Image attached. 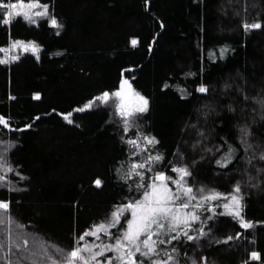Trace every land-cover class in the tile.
<instances>
[{
  "label": "trees",
  "instance_id": "16d2710c",
  "mask_svg": "<svg viewBox=\"0 0 264 264\" xmlns=\"http://www.w3.org/2000/svg\"><path fill=\"white\" fill-rule=\"evenodd\" d=\"M43 2L49 3L62 29L49 25L48 18H41L39 26L21 15L10 27L0 22L3 49L12 39L41 45L39 58L25 52L18 60L0 63V114L16 126L10 130L0 125V139L5 141L0 152L7 148L16 166L8 174L10 181H0V199L11 201L16 219L41 239L68 248L78 233L109 215L114 203L129 194L114 171L128 156L122 125L106 106L80 111L102 91L114 92L127 77L148 97L149 110L140 123L158 137L157 147L167 154V170L171 173L167 161L174 160L172 154L179 148L197 184L227 193L241 180L246 218L264 222V173L257 171L264 161L257 158L249 164L239 140L240 125H246L248 141L264 145V108L251 99L264 96V27H243L264 23V0ZM3 11L0 7V14ZM134 37L136 45L131 43ZM189 72L195 75L186 78ZM226 81L231 85L227 89ZM200 82L208 84L209 93L196 91ZM180 87L191 95L182 96ZM62 112H71L73 122ZM197 120L206 129L203 138L197 129L186 127ZM26 123L32 127L20 130ZM224 137L239 148L240 158L228 170L215 164L219 152L204 151ZM197 139L202 143L193 148ZM97 177L104 181L102 186L93 183ZM223 213L219 207L209 221L213 239L184 238L181 252L207 256L208 264H264V223L243 230ZM8 227L15 231V225H0V238ZM237 231L244 235L224 242ZM253 251L260 253L259 259L251 257Z\"/></svg>",
  "mask_w": 264,
  "mask_h": 264
},
{
  "label": "snow or ice",
  "instance_id": "6c2138e0",
  "mask_svg": "<svg viewBox=\"0 0 264 264\" xmlns=\"http://www.w3.org/2000/svg\"><path fill=\"white\" fill-rule=\"evenodd\" d=\"M24 5L25 0H13L11 3L0 0V7L4 9L0 14V22L10 27L13 23V11L9 9H16L17 16L22 15L31 24L39 26L41 18H48L49 25L56 29L63 28L58 17L50 10L49 3L29 0L26 8L23 7ZM37 6L40 11H31ZM243 27L246 30L259 29L264 27V23L260 21L244 23ZM137 42L138 39L135 37L131 41L133 45ZM3 47L0 46V50H3ZM9 47H22L24 52L31 51L39 58L41 45L35 41L12 39ZM227 47V45L222 46L219 55L223 56ZM215 55L213 53V56ZM13 59L18 60L19 56ZM2 62L5 61L0 60V63ZM184 75L187 78L195 73L189 72ZM164 87H169L168 83H165ZM224 87L227 89L231 85L226 81ZM195 89L202 94L209 93V86L204 82L195 84ZM179 91L182 96L191 95L186 87H180ZM33 95L35 98L40 97L39 92ZM113 95L117 98L115 107L121 118L118 121L122 125L121 141L129 146L127 160L115 167L114 171L117 180L123 182L129 194L121 202L114 203L109 215L78 233L72 246L68 248L41 239L37 233L30 232L11 214V201L0 199V225H15V231L12 227H8L5 229L7 235L0 238V264H208L207 256L198 258L195 253L189 256L187 252H181L180 244L184 238L196 242L205 236L213 239L214 236L210 235L212 226L209 221L217 215L219 207L224 209L223 214L237 220L243 230L253 228L254 224L264 223L246 218L241 180L235 181L232 191L227 193L205 185L192 184L190 178L194 173L185 162L184 153L179 148L172 154L175 159L167 161L171 173L167 170L164 166L167 154L157 147L160 143L158 137L145 131L140 123L142 114L149 110L148 97L136 91L129 78H122L119 88L114 92L104 90L92 97L80 111L92 108L94 101H102L107 105L110 96ZM245 99L248 97L246 96ZM251 99L264 108V96L251 97ZM60 114L70 123L73 122L71 112ZM204 115L206 116L207 113ZM10 120L9 116L0 114V125L15 130L16 126ZM31 127L32 124L26 123L20 130ZM186 127L197 129V134L201 138L206 131L199 120L190 125L186 124ZM130 130L134 132L129 134ZM248 134L247 126L240 125L239 140L245 156L248 157V163L251 164L257 158L264 161V145L254 146L246 138ZM8 142L13 143V141ZM3 143L5 141L0 139V144ZM201 143V139H197L192 142V146L196 148ZM7 151L8 149L5 148L0 152V172L4 173L0 175V181H10L8 174H12L16 169L6 155ZM204 151H211L213 154L219 152L215 164L224 170H228L230 165L240 158L237 156L239 148L228 137H224L214 146H205ZM257 171L264 173V165ZM17 174L21 179L24 178L22 173ZM249 179L252 177L250 176ZM93 183L99 187L104 181L97 177ZM206 212H211L212 215L204 216ZM197 222H199L198 227H196ZM243 235L244 232L237 231L235 236L228 235L223 240L232 241ZM173 241L177 243L173 244ZM216 242L220 243L219 240ZM164 245L170 248L163 247ZM251 257L259 259L260 253L253 251Z\"/></svg>",
  "mask_w": 264,
  "mask_h": 264
},
{
  "label": "rangeland",
  "instance_id": "374dc122",
  "mask_svg": "<svg viewBox=\"0 0 264 264\" xmlns=\"http://www.w3.org/2000/svg\"><path fill=\"white\" fill-rule=\"evenodd\" d=\"M27 3L28 2H25V5L23 6L24 8H26L27 7ZM9 10H11V11H13V18L15 17V16H17V10L16 9H9ZM41 9L37 6V8L36 9H33V10H31V11H40ZM22 16V15H21ZM12 18V19H13ZM11 44V42L3 49V51H2V59H3V61H11V60H14L13 59V57H15V56H19L20 54H23V53H25L24 51H23V48L21 47V48H14V47H9V45ZM30 53H33V52H31V51H29ZM120 86V85H119ZM116 102H117V98L113 95V96H110V99H109V102H108V104L107 105H105L102 101H94L93 102V106H106V107H108L110 110H111V113H112V116L116 119V120H119L120 121V117H119V115L117 114V112H116V107H115V104H116ZM175 159V158H174ZM0 175H1V173H0ZM190 182L192 183V184H194V185H199V184H197L194 180H193V178L191 177L190 178Z\"/></svg>",
  "mask_w": 264,
  "mask_h": 264
}]
</instances>
